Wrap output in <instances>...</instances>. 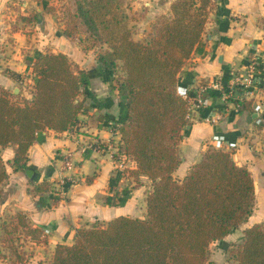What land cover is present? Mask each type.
I'll return each instance as SVG.
<instances>
[{
  "label": "trees",
  "instance_id": "obj_1",
  "mask_svg": "<svg viewBox=\"0 0 264 264\" xmlns=\"http://www.w3.org/2000/svg\"><path fill=\"white\" fill-rule=\"evenodd\" d=\"M59 2L46 0L44 11L58 9L65 35L83 34L80 39L102 48L97 61L112 88L123 96L122 120L112 125L120 133L112 157L132 160L126 170L135 182L131 184L116 168V181L120 177L124 181L121 195L140 184L141 175L150 180V188L144 217L119 214L105 222L76 226L73 240L57 242L46 264H212L207 261L209 243L247 217L255 194L248 166L237 162L229 149L212 144L181 179L174 176L180 162L178 144L191 123L188 98L177 89L179 72L202 38L209 11L218 10V0H172L171 14L158 16L149 33L138 39L132 36L125 0ZM118 66L123 73L115 84ZM30 68L34 83L29 96L0 85V147L15 145L16 167L43 130L71 129L79 123V113H85L93 126L104 119L101 112H89L97 102L87 90L88 76L66 53L37 51ZM4 71L15 80L22 78L9 67ZM87 97H92L89 102ZM229 101L250 109L248 99ZM206 108L200 115L209 111ZM255 127L264 130V119L256 120ZM7 176L0 154V184ZM35 189L48 190L47 181L35 184ZM14 216L4 228L10 225L14 231L21 226L25 236L39 239L40 228L20 212ZM243 233L242 242L231 252L235 264H264L262 224L247 225Z\"/></svg>",
  "mask_w": 264,
  "mask_h": 264
},
{
  "label": "crops",
  "instance_id": "obj_2",
  "mask_svg": "<svg viewBox=\"0 0 264 264\" xmlns=\"http://www.w3.org/2000/svg\"><path fill=\"white\" fill-rule=\"evenodd\" d=\"M8 1L0 0V25L3 27L9 22L6 10L11 8V4L12 8L19 5L17 7L22 9L25 6L24 13L33 15L43 10L41 5L33 6L32 2ZM170 1L164 0V12H167V8L169 10ZM135 3L149 5L148 9L153 5H162L160 0H135ZM218 3V10L214 9L211 13L202 38L179 72L178 88L193 89L210 75H226L230 68L242 62L245 55H264V0H218ZM48 14H43L45 20L43 28L37 33V39L34 34L30 38L20 31L9 30L17 40L12 45L15 51L10 50L11 55L5 58L4 68L9 67L21 73L22 78L15 80L0 67V85L14 90L18 88L22 90L21 95H29V88L34 83L30 62L35 53L44 50L62 51L79 68L88 65L89 69L95 71V75L85 71L88 76L87 90L97 102L96 107H91L92 111L98 110L104 119L98 126H93L86 122L85 113H79L80 121L71 129L60 132L43 130L28 147L26 159L17 167L13 162L15 145L9 143L0 147L8 173L0 184V228H4V224L11 218L14 220V215L20 212L30 225L42 230L39 239H33L25 236L22 227L18 226L21 237L17 250H1L6 256L0 255V264H6L10 259L13 260L11 264H37L41 259V262H48L57 242L73 240L76 226L105 222L119 214H146V194L150 180L141 176V183L131 187L123 197V178L115 179L118 164L108 150L98 145L99 141L104 143L110 138L115 141L119 138L118 130H113L110 123L119 124L122 120L123 96L108 86L106 73L96 58L97 51L94 48L83 49L72 36L54 28V23L48 21ZM2 32L6 34V30ZM79 36L83 37L81 34ZM80 37L78 40H81ZM6 42L10 48L11 44ZM31 45L36 50H28V54L27 50L19 48ZM92 76L95 79L92 80ZM98 80L103 84L97 83ZM23 85L27 90L21 89ZM92 97H87V102ZM247 99L250 109H239L235 103L221 96L210 97L206 110L211 114L209 117L214 116L215 120L207 119L205 114L200 115L197 110L193 111L191 123L185 126L183 138L178 144L180 162L174 170L175 177L181 179L206 146L214 145L215 142H220L227 149L234 148L235 151H231L233 158L250 169L245 156L255 153L257 132H263L264 138V130L255 127L257 116L248 120V114L254 112L252 108L259 111L258 116L264 113V86ZM65 155L75 163L81 181L71 184L60 196L56 182L60 175L68 173L61 168ZM42 181H47L48 190L35 189V184ZM120 196L123 198L119 201ZM13 222L16 224V220Z\"/></svg>",
  "mask_w": 264,
  "mask_h": 264
},
{
  "label": "rangeland",
  "instance_id": "obj_3",
  "mask_svg": "<svg viewBox=\"0 0 264 264\" xmlns=\"http://www.w3.org/2000/svg\"><path fill=\"white\" fill-rule=\"evenodd\" d=\"M16 1H19V0H16ZM24 1H25V3L32 2L31 4L33 6L38 4V5H41L43 7L45 5L46 0H28V1L24 0ZM49 1H53L55 4L60 3L59 0H49ZM67 1H69V0H67ZM134 1L135 0H125V2L129 5L126 8L127 12L130 14L128 24L132 29V36L134 38H137V39L142 38L146 34H148L149 31L151 30V25H152L153 21L158 16L171 14L170 4H171L172 0L169 3V10L167 8V12H164V9H165L163 6L164 0H160L162 3V5L160 7H159V5L158 6L153 5L154 7H151L149 9H148L149 5H144L142 3H139V5H137L135 3V5H134ZM17 6H19V5H15V7L12 8V4H11V8L6 10V15L8 16L9 22L6 24L5 27L0 25L2 27V28L0 27V67L2 69L5 66L4 65L5 64L4 63L5 58L9 57L11 55V53L15 51V49L12 48V45H13V41L17 40L16 36L13 37V35H11L12 33L11 34L9 33V30L20 31L21 33H24L25 35L29 36L30 38H31V34H34V36H35L34 38L37 39L39 37L37 35V33L40 32L41 28H43L42 23L45 20V19H43L44 18L43 14H45V13H49L48 16H50V17L48 18V21L54 23V28L62 29V22L58 18V14H59L58 9L53 10L52 12H46L43 9L38 14L33 15L31 13H28V12L24 13L25 6H22V9L17 7ZM213 11H214V9H211L209 11L207 21L209 20L210 15ZM39 19H42V21L39 22ZM205 27H206V24H205ZM2 30H6V34H5V32H2ZM204 30H205V28H204ZM81 35H83V34H81ZM72 37L74 40L78 41L81 44V47L83 49L94 48L97 52L102 51V48L98 45L91 46L90 45L91 41H89V40L88 41L85 39L78 40V37H80L79 35H74ZM80 38H82V37H80ZM6 41H8V43L11 44L10 48L7 47ZM32 46L33 45L21 46L19 48L23 49V50H27L26 52L28 54V50H36V47L33 48ZM10 50H12L11 53H9ZM97 52H96V58H97ZM245 57H248V55H245ZM249 57H250V55H249ZM1 59H2V62H1ZM72 62H74V61H72ZM73 64L75 65V67L78 70H82L84 72L88 71L92 74H94V72H95L94 70L89 69L88 65H86L85 68H79L77 63H73ZM3 71H4V69H3ZM122 73H123L122 69L118 66V68L116 69V72H115V78L116 79L113 80V82L115 84L117 83L118 78H119V76L122 75ZM93 76L91 78L92 80L95 79ZM103 77H104V75L102 76V78ZM103 79H102V81H103ZM105 79L108 81L107 76ZM102 81L98 80L97 83L99 82L100 84H103ZM16 86H18V85H16ZM108 86L112 87V85L110 84L109 81H108ZM8 89H10L11 91H13L15 93L21 94V92H22V90H19L18 88L14 90L12 87H9ZM21 89L27 90V88H24V85L21 86ZM114 89H116V88H114ZM177 89H178V87H177ZM178 92H179V90H178ZM28 94H29V92H28ZM25 96H29V95H25ZM91 111H92V109H89V112H91ZM91 113L97 114L98 110H94ZM187 113H188V102H187ZM190 114L192 115V111L190 112ZM110 125L112 126L113 123H110ZM257 135H256V137H257L256 144H254L255 153L253 155L245 156V159L247 160V162L250 166V171H251V174L253 176L254 185H255V194H254L253 204L251 206L250 212L247 215V217L245 219H243L235 228H233L226 236H224L221 239L212 240L209 243V246L207 249V261L211 262L212 264H235V262L231 256V252L242 242V238L244 235V233H243L244 227H246L247 225H250L252 223H256V222L261 223L262 226L264 227V138H263V132H261V131H258ZM119 139H120V136L116 140L118 141ZM117 141H115V139L110 138L107 141H104V143H101L99 141L98 144H100L101 147H104L106 150H108L112 156V153L115 152V150H116V142ZM253 143H255V142H253ZM229 150L233 151V152L235 151V149L232 147L229 148ZM115 162L118 164V168H120V170H122L125 173L124 175L127 178H129L130 182L134 183L135 179H133V175H128V171L126 170V167L132 166V164H133L132 160L129 157L122 155ZM141 176L144 177V175H141ZM79 178H80V176H79ZM79 181H81V179H77L75 183H78ZM138 212H140V211H138ZM140 215H141V213H140ZM144 216H139V217H144ZM20 237L21 236L19 235L18 229L13 231V230H10V227L9 228H0V245L2 246V247H0V255L4 254V253H2L1 250H5L8 252H11V251L13 252L15 249L17 250L16 246L20 242ZM16 254H21V253H16ZM4 255L6 256V254H4ZM42 260L43 259H41L40 261L38 260L39 262H36V263L37 264H46L47 263L46 260H44V262H41ZM12 261H13L12 259L7 260L6 264H11Z\"/></svg>",
  "mask_w": 264,
  "mask_h": 264
},
{
  "label": "built area",
  "instance_id": "obj_4",
  "mask_svg": "<svg viewBox=\"0 0 264 264\" xmlns=\"http://www.w3.org/2000/svg\"><path fill=\"white\" fill-rule=\"evenodd\" d=\"M264 86V55L257 54L250 57H244L242 62L236 67L229 69L226 75H210L204 81L200 82L197 87H182L178 88L179 92L188 98V113L187 116L191 119L192 111H199L208 105V100L216 92L217 96L229 101V98H245L247 99L255 90ZM255 111V109H254ZM256 112L259 111L256 109ZM209 111L205 114L207 119L215 120L214 116L209 117ZM256 117V120L264 119L263 115ZM100 145V144H98ZM101 146V145H100ZM214 146L222 147L220 142H215ZM62 170L68 171L65 175H60L56 185L59 195H63L66 191L65 186L74 184L77 179L76 166L73 160L65 155L62 161Z\"/></svg>",
  "mask_w": 264,
  "mask_h": 264
},
{
  "label": "water",
  "instance_id": "obj_5",
  "mask_svg": "<svg viewBox=\"0 0 264 264\" xmlns=\"http://www.w3.org/2000/svg\"><path fill=\"white\" fill-rule=\"evenodd\" d=\"M15 89H17V88H15ZM258 115V112H256V111H254L253 113H249L248 114V120H250L251 119V117H255V116H257ZM176 179H179L178 177H175Z\"/></svg>",
  "mask_w": 264,
  "mask_h": 264
}]
</instances>
